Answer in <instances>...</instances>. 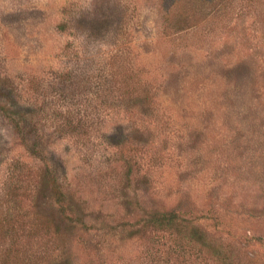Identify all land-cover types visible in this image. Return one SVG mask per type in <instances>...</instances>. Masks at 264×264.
<instances>
[{
	"label": "rangeland",
	"instance_id": "374dc122",
	"mask_svg": "<svg viewBox=\"0 0 264 264\" xmlns=\"http://www.w3.org/2000/svg\"><path fill=\"white\" fill-rule=\"evenodd\" d=\"M174 2L0 0V105L12 104L2 83L46 88L64 72L71 86L50 97L90 105L79 108L83 135L65 131L58 113L76 106L57 98L9 106L23 125H43L41 156L0 115V198L19 172L0 199V264H264V0ZM180 21L193 29L163 31ZM45 161L65 206L51 198ZM146 208H180L204 240L143 231Z\"/></svg>",
	"mask_w": 264,
	"mask_h": 264
},
{
	"label": "trees",
	"instance_id": "16d2710c",
	"mask_svg": "<svg viewBox=\"0 0 264 264\" xmlns=\"http://www.w3.org/2000/svg\"><path fill=\"white\" fill-rule=\"evenodd\" d=\"M175 1H176V4L181 2V0H175ZM162 2H163L164 9H166L167 7L174 6V3H175L174 0H162ZM63 21L64 20L59 21L57 25H55V29H56L54 31L55 33L60 34V35L66 33V26ZM95 21L99 22L98 19H96ZM187 23L188 22L180 21L175 25L168 24V25H165L163 31L167 32L172 29H175L174 34H182L183 32L193 29V26ZM90 24L92 26L95 25L93 22H90ZM86 40L90 42L89 41L90 39L89 40L86 39ZM114 67H115V64L113 63L105 64V71L107 72V75L109 78L115 77L117 73V72L115 73ZM71 75L73 76V74ZM71 75L68 72H64V73L57 75L56 83H53L51 86H48L46 88L43 86V81L38 78H33L31 83H29L28 81V84L22 87H19L17 85L14 88H10L5 83H2V88L8 91L12 104H9L7 100H2L1 105H0V115L3 116L5 119H7L12 124L13 128L15 129V134L18 135L17 139L19 140L22 147L25 148L26 151H28L30 154L35 155V156H41L43 155V153H45L46 146H45V140L43 139L44 134H45L43 130V125H41L40 127V125L32 121L28 123V125H23L21 122H19L16 119V117L10 116L11 110L9 106H25L26 107L27 105L23 100H26L29 98H31L32 102L31 103L28 102V106H42L46 100L49 101V104H46V105L51 106L50 104L52 102L50 101L54 100V98H57L58 102L62 106H76V109L73 112L69 111L68 109V111L65 110V112L63 113L62 112L58 113L60 117V122L63 123L61 125L67 129L65 131H71L72 133L76 132L80 135H83L86 132L85 130L86 125H83L82 121L80 120L79 108L80 106H90L89 103L87 104V101L84 102L83 100H76L77 98H76V95L74 94L72 95V97L67 96L63 93L54 94L53 98L50 97V94H49L51 90H55L56 92L62 87L69 88L71 86V81H72L70 79L72 77ZM138 82L141 83L140 80ZM142 92L140 93L139 90H136V100L141 101L145 105L151 106L150 97L148 95V92L146 95H142ZM112 94L113 93L106 91V94L104 95L100 94V95L102 98H104V102L108 100V103H110L111 101H113V99H115V97H113ZM97 97H98V94H97ZM87 99L88 98H86V100ZM118 101L125 102L126 100L123 97L122 98L119 97ZM41 134L43 135V137L41 136ZM43 163H45L43 164V166L45 167L44 169H45L46 183L47 185H50L49 193L51 194V198L55 199L56 204L59 205L60 207L65 206L67 204V196H66V190L64 188V184L60 182L58 174L51 168L49 162L45 161ZM127 163L128 165H127V170H126L127 171L126 176L128 179H131L134 176L133 169L131 167V164L128 161ZM18 170L21 171L22 169H18ZM16 173H19V172L15 168L12 167L9 173V176H8V180L5 184V189L3 191L2 198H4L5 196H12L10 195L12 187L17 183L15 182L16 177H17ZM135 198H137V196ZM0 203H1V200H0ZM147 208H146V219H144L146 221L143 225L144 226L143 231H146L147 229H152L156 231L158 230L166 231V232L168 231L171 233L172 230L174 229L181 230V229L187 228L193 231L194 234L192 236V239H193L192 241L195 244L197 243L201 244L200 241L204 240V236H206V233L203 232L202 229L198 228V226L196 225V220H192L191 217H188V215L180 208L178 209L170 208L168 210H163L164 208H162L161 210H154V211L152 209L148 210ZM197 236L200 238H198ZM221 260L222 259H220V261Z\"/></svg>",
	"mask_w": 264,
	"mask_h": 264
}]
</instances>
